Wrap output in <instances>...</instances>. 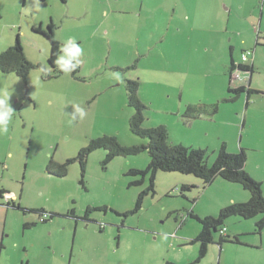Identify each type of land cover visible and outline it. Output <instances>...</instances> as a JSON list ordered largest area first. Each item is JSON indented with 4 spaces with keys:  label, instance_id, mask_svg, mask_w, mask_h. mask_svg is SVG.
<instances>
[{
    "label": "rangeland",
    "instance_id": "374dc122",
    "mask_svg": "<svg viewBox=\"0 0 264 264\" xmlns=\"http://www.w3.org/2000/svg\"><path fill=\"white\" fill-rule=\"evenodd\" d=\"M263 2L132 0L124 6L133 17L117 19L123 30L109 44L92 37L101 19L99 0H40L38 8L35 0H0V53L18 36L26 58L36 65L25 79L0 72V97L10 96L15 111L8 131L0 132V191L14 195L8 200L22 208L7 207L0 198V264H264V231L254 232L258 218L227 219L226 234L238 236L239 242L218 244L215 233V243L199 261L200 244L191 243L201 225L189 212L199 218L217 216L234 203L232 198L249 199L240 184L217 177L203 185L193 175L160 171L154 193L133 212L151 180L150 174L129 171L147 168V151L106 163V150L98 149L88 155L84 173L79 162L69 166L65 177L46 170L50 160L72 159L90 140L105 135L126 147L146 144L129 129L136 110L129 105L127 82L139 80L145 128L165 126L171 144L205 150L208 165L217 159L221 144L229 153L243 148L245 169L261 183L264 195V106L249 112L253 126L246 127L241 139V126L231 123L240 121L235 113L245 108L247 94L234 100L226 70L229 46L240 62L241 50H252L258 37L257 57L264 68ZM89 7L93 13L84 21L77 14ZM50 17L56 27L62 24L57 30L61 46L70 37L81 41L84 51L75 75L54 77L60 68L49 65L50 43L32 29ZM176 24L181 31L174 36L170 29L177 31ZM125 28L132 35L119 41ZM260 72L255 79L259 76L263 87L264 70ZM263 95L252 96L264 102ZM199 103H217L218 114L197 115L193 105ZM77 107L83 109L82 117ZM181 178L194 186L184 197ZM89 207L93 211L87 213ZM40 210L48 218H41Z\"/></svg>",
    "mask_w": 264,
    "mask_h": 264
},
{
    "label": "trees",
    "instance_id": "16d2710c",
    "mask_svg": "<svg viewBox=\"0 0 264 264\" xmlns=\"http://www.w3.org/2000/svg\"><path fill=\"white\" fill-rule=\"evenodd\" d=\"M32 29L34 32L39 33L41 37L49 41L51 49L48 62L53 69L56 68L55 60L60 54L61 48V44L55 38L56 27L52 22H50L45 26V28L36 25ZM243 53H245V51ZM35 67L36 65L26 58L23 51V45L21 44L18 36L16 37L13 46L6 48L0 53V72L14 73L17 76L22 77V79H25ZM44 71L45 74H48L45 69ZM77 71L78 67L72 73L75 75ZM235 71H246L250 73L253 71V68L251 66H247L246 64L235 65L233 58H230L227 70V74L230 79L228 91L236 95L234 100H236L242 92L247 93L248 96L252 94V91L245 89L244 85L237 87L233 85L232 80ZM62 72L63 71L61 70L56 71L54 77H56L58 73ZM139 82V80H129L127 82L129 105L134 107L136 110L130 119L129 129L134 135L148 140L146 144H136L126 147L120 144L116 137L105 135L103 137L90 140L86 147L82 148L72 159L65 162H54L50 160L47 164V172L58 177H65L69 166L74 162H79L82 168L81 171L84 173L88 155L98 149L106 150V163L112 161L117 156L127 157L147 151L150 155L147 168L145 170L132 169L129 171L131 175L138 174L141 177H144L146 174H150L151 180L150 185L139 194L133 212H136L141 208L142 201L150 191L154 193L153 187L155 175L160 171H168V173L178 172L182 175H193L194 177H197L203 185H209L213 183L217 177H219L229 183L240 184L244 190L249 192L250 197L247 202H234L228 206H224L220 209L217 216L210 215L204 218H199L193 213V210L189 212V216L196 219V221L201 225L200 233H198L196 238L191 240V243L195 242L200 244L198 261L205 256L209 245L215 243V233H219L218 244L228 241L236 243L239 242L238 236H233L231 238L226 234L225 222L231 217L239 216L244 220L258 218L255 222L254 232L255 234L261 235L264 231V195L261 191V183L250 177V174L245 169L247 155L243 148H240L237 153H229L225 145L221 144L217 159H215L211 165H208L205 150L184 147V145L181 144H171L169 142V136L165 126L161 125L155 128H145L143 116L145 106L139 98ZM193 106L199 116H213L218 112L217 104L202 105L199 103ZM189 109L191 110L193 108ZM193 187L194 186L191 183L183 184L180 188V194L182 197H184L183 193L190 191ZM6 206L22 209L21 206L13 200H9L6 203ZM91 211H93V209L89 207L87 209V213H90ZM37 213L41 215V218H48L47 212L44 210L37 211ZM42 221L44 222L46 219H42Z\"/></svg>",
    "mask_w": 264,
    "mask_h": 264
},
{
    "label": "crops",
    "instance_id": "0c3cea01",
    "mask_svg": "<svg viewBox=\"0 0 264 264\" xmlns=\"http://www.w3.org/2000/svg\"><path fill=\"white\" fill-rule=\"evenodd\" d=\"M62 1H64V3H68V0H62ZM80 1L83 2L84 0H80ZM99 1H101V6H100V9H98V11H96V12H97V16H99V18H101L100 19L101 21L99 20V21L96 22V26H95L96 30H94V34H92V37L98 39V41H101V40L105 39L110 44L111 40L113 38H115L116 35L119 36V31L123 30V29H121L119 24H117L119 22V20H117V19L119 17H125L126 18V16L133 17V12L129 11L128 8L124 6V5L127 6L128 2L131 3L132 0H122V1H124L123 2L124 5H120V6H118L116 4L120 0H99ZM85 10H86L85 12H84V10H81V11L79 10V12L77 14V15H80V18L83 17L84 21H85V19L90 18L91 13H93V10H92L91 7L86 8ZM231 11H232V5L229 7L228 13H230ZM140 15H141V11H137L136 14H134L135 17H139ZM186 16L188 17V20H190V16L188 14ZM66 17L73 18L74 20L76 19V17H70L69 14ZM213 18H215V17L213 16ZM213 18L211 17L212 20H213ZM172 19H173V21L175 23V19L174 18H172ZM53 20H54L53 17H50V20L47 21V24L50 23V22H52L54 24ZM226 20H227V23H226L225 28L228 27L229 18H227ZM47 24H44L42 22L38 23V25L41 26L42 28H45L44 26H46ZM54 26H55V24H54ZM176 26L178 28L177 31L173 27L170 29V31L172 30V34L174 36L177 34V32L179 33L181 31L180 24H176ZM61 27H62V24L59 27H56V32H55V34H56L55 38L60 44H61V41L57 37V35H58L57 30L59 28L61 29ZM258 27H259V25H258ZM124 32H125V34H122V36L120 35L121 37H119V41L122 40V39L125 40L124 37H130L132 35L131 34L132 30L128 31V29L125 28ZM168 32L166 33V36L168 35ZM174 32H176V33H174ZM133 34L135 35V37H137V36L139 37V30L136 31L134 29L133 30ZM93 35H95V36H93ZM259 39H260L259 37H258V40L256 39L257 42L259 41ZM76 42L78 44L81 43V41H76ZM257 42L255 43V47H253L252 50H250V49H248L247 51L246 50H241L242 55L244 54L243 53L244 51L246 53L247 52L250 53V56H248L247 62L246 61H244V62L237 61L236 62L234 60V58H233V56H234V48L232 46H229L230 55H229V62L227 64L226 70L228 69V65L230 63V58H233L235 65L246 64L247 66H251L253 68V71H251L250 73L246 72V71H235L236 73H238V76H239L238 78H235V73L233 74V80H232L233 85L235 84V82H237L236 83L237 85H235V87L244 85L245 89H248V90L252 91V94H250L249 96L247 95V98H246V101H245V108H243L242 112L240 110V112L238 111V112L235 113V115H236L235 119L238 120L240 118V121H234L233 123H231L232 125L236 126V128L241 126V129L239 130L241 139H243L242 136L244 135V130L246 129V127L249 128V130H251V127L253 126V124L250 123L249 119H248L249 112L251 110H257L259 108L258 106H260V104H261V106L262 105L264 106V102L263 101L260 102V100L258 98H253V96H252L255 93L259 94V92H260V94H264V86L262 87V85L260 86L258 84L259 76H258L257 80L255 79L256 78L255 74L261 73L260 71H262V69L264 70V68L261 67V64H260V62L258 60V57H257L258 54H257V49L256 48H257L258 45H260ZM229 85H230V79H229V84L227 85V91H228ZM225 100L226 99H223V101L221 100V102H224ZM226 101H230V99H228ZM219 103H220V101H218V104ZM214 104H217V103H214ZM218 104H217V106H218ZM204 105H206V104H204ZM218 112H219V108H218ZM218 112H217V114H218ZM212 117H214V116H212ZM245 168H246V165H245ZM181 180H182V182H184L183 184L192 182L189 179H186V180H189V181H184L182 178H181ZM4 193H5L4 194L5 197H15L14 195L12 196L8 191H4ZM237 199L232 198L231 201L232 202H244V201L246 202V200H249L247 195L246 196L240 195Z\"/></svg>",
    "mask_w": 264,
    "mask_h": 264
},
{
    "label": "clouds",
    "instance_id": "9594fccd",
    "mask_svg": "<svg viewBox=\"0 0 264 264\" xmlns=\"http://www.w3.org/2000/svg\"><path fill=\"white\" fill-rule=\"evenodd\" d=\"M40 0H35L38 8ZM83 48L76 42L75 38L70 37L60 48V55L57 56L55 64L59 66L63 72H74L80 65V57L83 55ZM50 70V69H49ZM10 96L0 97V132H7L8 125L15 113L9 104ZM76 111L82 117L83 109L77 107Z\"/></svg>",
    "mask_w": 264,
    "mask_h": 264
},
{
    "label": "built area",
    "instance_id": "2783aa9c",
    "mask_svg": "<svg viewBox=\"0 0 264 264\" xmlns=\"http://www.w3.org/2000/svg\"><path fill=\"white\" fill-rule=\"evenodd\" d=\"M248 56H250V53L249 52H245L242 56H241V61L244 62L248 60ZM238 73L235 72V78H238Z\"/></svg>",
    "mask_w": 264,
    "mask_h": 264
},
{
    "label": "flooded vegetation",
    "instance_id": "af4514ba",
    "mask_svg": "<svg viewBox=\"0 0 264 264\" xmlns=\"http://www.w3.org/2000/svg\"><path fill=\"white\" fill-rule=\"evenodd\" d=\"M4 194H5V193H4L3 190L0 191V198L3 200V202H6V203H7V202L9 201V200H8L9 197H5ZM4 205H6V204H4ZM4 205H3V206H4Z\"/></svg>",
    "mask_w": 264,
    "mask_h": 264
}]
</instances>
